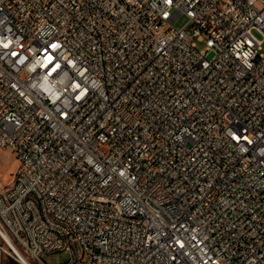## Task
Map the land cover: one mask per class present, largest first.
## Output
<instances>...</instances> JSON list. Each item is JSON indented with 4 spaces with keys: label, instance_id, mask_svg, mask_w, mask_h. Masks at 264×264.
I'll use <instances>...</instances> for the list:
<instances>
[{
    "label": "built area",
    "instance_id": "obj_1",
    "mask_svg": "<svg viewBox=\"0 0 264 264\" xmlns=\"http://www.w3.org/2000/svg\"><path fill=\"white\" fill-rule=\"evenodd\" d=\"M255 31L264 0H0V262L264 264Z\"/></svg>",
    "mask_w": 264,
    "mask_h": 264
},
{
    "label": "rangeland",
    "instance_id": "obj_2",
    "mask_svg": "<svg viewBox=\"0 0 264 264\" xmlns=\"http://www.w3.org/2000/svg\"><path fill=\"white\" fill-rule=\"evenodd\" d=\"M188 18L186 15L179 16L174 25L178 28L183 27ZM256 36L258 39L263 40V47H264V36L262 33L255 31ZM197 48L204 49L206 46L205 40H199L198 38L195 39ZM19 162L14 151L10 148H0V191L4 190L5 188L9 187L12 184L14 179L16 170L18 168ZM43 259L50 263V264H60L66 260H68L69 256L67 251L65 250H57L54 252H44L42 254ZM3 264H20L14 259H6Z\"/></svg>",
    "mask_w": 264,
    "mask_h": 264
},
{
    "label": "bare ground",
    "instance_id": "obj_3",
    "mask_svg": "<svg viewBox=\"0 0 264 264\" xmlns=\"http://www.w3.org/2000/svg\"><path fill=\"white\" fill-rule=\"evenodd\" d=\"M34 199V192H24V198L19 199V212H27L28 200ZM22 258L28 262L27 258L22 254V252L17 248ZM4 262H0L3 264Z\"/></svg>",
    "mask_w": 264,
    "mask_h": 264
}]
</instances>
